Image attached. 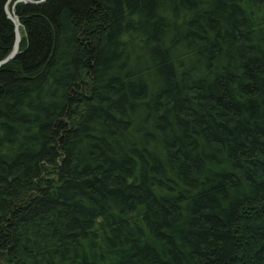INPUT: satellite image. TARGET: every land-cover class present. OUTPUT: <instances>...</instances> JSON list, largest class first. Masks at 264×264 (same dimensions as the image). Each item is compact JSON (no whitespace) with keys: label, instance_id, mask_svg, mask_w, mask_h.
I'll use <instances>...</instances> for the list:
<instances>
[{"label":"trees","instance_id":"obj_1","mask_svg":"<svg viewBox=\"0 0 264 264\" xmlns=\"http://www.w3.org/2000/svg\"><path fill=\"white\" fill-rule=\"evenodd\" d=\"M15 10L0 264H264V0Z\"/></svg>","mask_w":264,"mask_h":264},{"label":"water","instance_id":"obj_2","mask_svg":"<svg viewBox=\"0 0 264 264\" xmlns=\"http://www.w3.org/2000/svg\"><path fill=\"white\" fill-rule=\"evenodd\" d=\"M44 0H16L12 6H10L12 0H7L6 5H5V12L7 14V17L14 23V27H15V40L13 43V48L11 50V52L2 60H0V66L6 64L7 62H9L10 60H12L18 53L20 50V46H21V41H22V33H21V21L20 18L18 16V14L16 13V4L18 2H26V3H40L43 2Z\"/></svg>","mask_w":264,"mask_h":264},{"label":"bare ground","instance_id":"obj_3","mask_svg":"<svg viewBox=\"0 0 264 264\" xmlns=\"http://www.w3.org/2000/svg\"><path fill=\"white\" fill-rule=\"evenodd\" d=\"M13 1V0H12ZM6 5V4H5ZM6 13V12H5Z\"/></svg>","mask_w":264,"mask_h":264}]
</instances>
